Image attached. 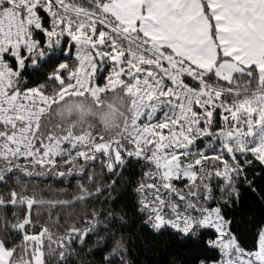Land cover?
Instances as JSON below:
<instances>
[{
	"label": "snow or ice",
	"instance_id": "1",
	"mask_svg": "<svg viewBox=\"0 0 264 264\" xmlns=\"http://www.w3.org/2000/svg\"><path fill=\"white\" fill-rule=\"evenodd\" d=\"M0 264H264V0H0Z\"/></svg>",
	"mask_w": 264,
	"mask_h": 264
},
{
	"label": "trees",
	"instance_id": "2",
	"mask_svg": "<svg viewBox=\"0 0 264 264\" xmlns=\"http://www.w3.org/2000/svg\"><path fill=\"white\" fill-rule=\"evenodd\" d=\"M39 63H40V65H43L44 63H46V61L41 60ZM49 63H50V62H49ZM32 72H33V69L30 67V68H28V71H27L26 74H31ZM42 74H43V69H41V72H40V73H36L35 76H33L32 78H33V79H38V77H39L40 75H42Z\"/></svg>",
	"mask_w": 264,
	"mask_h": 264
}]
</instances>
